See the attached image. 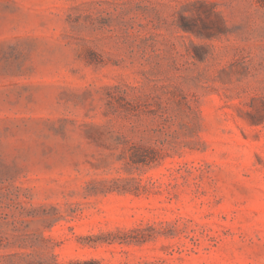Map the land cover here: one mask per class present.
<instances>
[{
  "label": "rangeland",
  "instance_id": "obj_1",
  "mask_svg": "<svg viewBox=\"0 0 264 264\" xmlns=\"http://www.w3.org/2000/svg\"><path fill=\"white\" fill-rule=\"evenodd\" d=\"M0 264H264V0H0Z\"/></svg>",
  "mask_w": 264,
  "mask_h": 264
}]
</instances>
